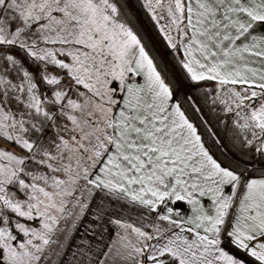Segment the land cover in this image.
<instances>
[{
	"label": "snow or ice",
	"instance_id": "obj_1",
	"mask_svg": "<svg viewBox=\"0 0 264 264\" xmlns=\"http://www.w3.org/2000/svg\"><path fill=\"white\" fill-rule=\"evenodd\" d=\"M0 264H264V0H0Z\"/></svg>",
	"mask_w": 264,
	"mask_h": 264
},
{
	"label": "trees",
	"instance_id": "obj_2",
	"mask_svg": "<svg viewBox=\"0 0 264 264\" xmlns=\"http://www.w3.org/2000/svg\"><path fill=\"white\" fill-rule=\"evenodd\" d=\"M136 17L138 18V27L142 29V34L144 36L146 46L150 49V53L156 57L161 64V66L167 65L177 77H179V72L176 66L172 62V58L169 50L166 47L164 40L158 35L156 29L150 20L136 7L133 8ZM183 85V81H181ZM184 90L188 91L187 86H184Z\"/></svg>",
	"mask_w": 264,
	"mask_h": 264
}]
</instances>
